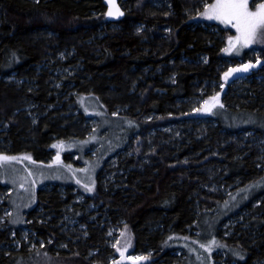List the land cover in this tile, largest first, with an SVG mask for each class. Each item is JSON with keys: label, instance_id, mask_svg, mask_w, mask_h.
<instances>
[{"label": "trees", "instance_id": "16d2710c", "mask_svg": "<svg viewBox=\"0 0 264 264\" xmlns=\"http://www.w3.org/2000/svg\"><path fill=\"white\" fill-rule=\"evenodd\" d=\"M199 1L167 0L158 9L149 4L150 0H120L125 14L110 22L101 0H0V76L15 72L22 80L16 85L0 79V121L8 127L0 133L8 144L6 148L0 147V153L36 156L41 152L39 158L46 159L54 140L77 135L73 127L63 126L58 115L51 117L58 111L41 116L45 107L55 104L49 73L42 68L37 70L39 73L36 71L50 49L54 55L63 51L71 54L67 64L76 68L73 75H65L62 81L72 85L77 95L91 94L108 116L115 103L128 105L114 118L132 123L125 127L126 137L120 133L126 140L117 151L124 150L130 138L136 136L129 154L119 157L111 169L121 172L114 176L115 181L103 185L104 164L94 191L85 195L83 203L75 202L73 186H64V193L58 190L60 185H53L49 191L39 189L34 207L24 215V227L42 243L28 250L23 245L17 250H5L10 230L0 226V264H108L109 250L104 247V230L100 228L107 220L131 229L135 251L151 250L154 261L167 263L174 258L171 252L178 250L174 239L191 237L189 230H198L202 216L219 204L221 198L211 187L213 180L223 178L226 186L240 180L234 190L260 178L255 177L258 152L252 147L242 148L237 140L233 142L235 130L224 128L219 121L200 137L185 135L178 147L152 138L151 149L144 151V126L150 130L190 118L178 112L177 100L190 98L203 80L217 79L222 72L221 63L226 57L224 38L196 26L204 21ZM138 23L143 24L140 32L135 29ZM144 38L149 39L148 44ZM249 50L242 52L243 59L253 58ZM200 56H206L207 61H199ZM150 65H161L164 75L172 73L173 83L161 84L157 79L138 81L142 68ZM135 82L137 90L131 91ZM251 85L245 90L257 92ZM156 88L163 92L157 93ZM25 102H32L36 106L33 111L40 116L33 125L23 116L21 108ZM225 102L229 104V97ZM234 104L228 109L251 113L256 118L254 131L264 134V110L239 99ZM154 113L156 117L144 122V116ZM178 125L181 130L191 126ZM263 192L261 186L254 198ZM257 203L245 217L247 228L234 226L235 232L229 238H223L220 229H216L218 246L222 241L228 248V260L234 259L235 249L241 256L238 264L264 260V197ZM90 204L97 206L98 213L106 218L104 221H100V216L94 222L87 221V216L93 215L85 213V206ZM67 212L86 225L88 235L83 242L66 241L60 232L58 217ZM14 235L19 237L17 229ZM63 242L65 249H55ZM89 251L93 253L88 257ZM216 259L214 256L215 262Z\"/></svg>", "mask_w": 264, "mask_h": 264}, {"label": "rangeland", "instance_id": "374dc122", "mask_svg": "<svg viewBox=\"0 0 264 264\" xmlns=\"http://www.w3.org/2000/svg\"><path fill=\"white\" fill-rule=\"evenodd\" d=\"M259 2L260 0H256V3ZM166 3L167 0H150L149 4L159 9L164 7L163 5H166ZM199 3L203 13L205 11L204 4L208 2L207 0H200ZM254 7L255 4L250 0V8L254 9ZM202 16L204 21L199 24L196 23V26H200L208 32L218 33L224 38V49H226L229 46L228 38L230 36L235 37L236 30L231 25L224 24L219 20L211 19L205 15ZM135 29L140 32L143 29V24H136ZM164 30L168 31V28ZM258 35L251 44L237 45L232 51H224L223 49L226 57L221 63L222 72H220L218 78L203 80L190 98L177 100L176 109L178 108V112L184 116L188 115L190 118L170 122L150 130H146V126H144L143 134L144 151L151 149L152 138L155 137L161 143H172V146L178 147L184 142L185 135L191 133L200 137L208 132L210 126L216 125V121H219L224 128L235 130L232 133L233 142L237 140L241 143L242 148L252 147L258 152V156L254 160L257 170L255 177L260 176V178L234 190L232 189L238 185L240 180H236L231 186H226L224 180H222L223 178H220L219 181L213 180L211 187L221 198L219 204L202 216L198 230H189L191 237L174 239L173 245L178 247V250L171 252V257L174 258L167 263L163 260L154 261L153 251L151 250L146 252L135 251L134 235L131 229L123 223L113 224L111 220H107L105 225L100 226V228L104 230V247L109 250L106 256L108 264H113L114 261L116 264L239 263L238 260L240 261L241 258L239 250L232 251L234 259L228 260L226 243L220 241L222 244L218 246V238L215 232L218 228L223 238H229L235 232L234 226L240 224L247 228L245 217L249 216L252 207L258 204V199L264 197L263 192L254 198L261 186H264V134L254 131L256 118H253L251 113L244 110L232 112L228 109L229 105H235L234 103L239 99L243 103L251 102L259 109L264 110V36L260 37L261 35ZM144 42L148 44L149 39L144 38ZM257 43H261V46L255 48L254 45H257ZM247 49H250V55L253 57L249 60L241 57L242 52ZM50 50L47 52L42 64L36 67V71L41 68L46 69L51 76L48 77V83L51 85L53 82L51 86L55 89V92H53L55 104L45 107V112L41 116H45L51 111H58V113H52L51 117L58 115L60 119H63V126L73 127L77 135L73 134V137L70 138L54 140L51 143L52 150H50L46 159L39 158L43 155L41 152L36 153L37 157L35 155L4 156L0 153L4 157L14 158L0 159V184L3 186L0 188V226L10 230L9 244L4 246L3 249L5 250H17L22 245L28 250L36 248V243H42L34 232H30L28 228L24 227V215L34 207L39 189L49 191L53 185H60L58 190L64 193V186H73L75 190L73 189L71 194L75 197V202L83 203L85 195H89L94 191L97 175L104 164L105 167L102 169L103 185L107 186L109 181H115L114 176L121 172L111 169L114 168L119 157L123 158L129 154L131 150L128 149L136 139V136H133L124 150L117 151L126 140L122 138L120 133L122 132L123 136L126 137L125 132L127 130L125 127L132 125V123L129 120H120L119 122L115 119L128 108V105L115 103L111 114L108 116L101 102L92 98L91 94L87 96L77 95V91L71 89L72 85L62 81V77L65 75L74 74L76 67L67 64L71 54L63 51L54 55ZM54 57L56 58L54 59ZM198 60L204 63L207 61L206 56H200ZM54 64L56 65L53 66ZM169 64H172V60ZM161 65L166 66V64ZM161 65H150L142 68L138 75V81L147 83L150 80L157 79L161 84L173 83L175 76L172 73L164 75ZM242 65L250 66L245 70L240 67ZM229 69H237V71L232 72L225 79L224 74ZM16 75L15 72H10L8 75H1L0 79L16 85L21 84L22 80ZM29 83L32 82L29 81ZM137 83H134L131 91L137 90L135 88ZM250 85L254 86L257 92L253 93L249 89L245 90ZM61 86H64V88L60 89ZM154 90L157 93L163 92L160 88ZM227 97L230 99L228 105L225 102ZM239 105L236 104L235 107H239ZM35 107L32 102H25L21 108L24 112V118L30 120L32 125L40 117L37 116V112L33 111ZM152 117H156L155 113L149 117L144 116L142 119L147 122ZM179 123H189L191 126L187 127L186 130H183L182 127L181 130ZM121 125L123 126L121 127ZM7 129V125L0 121V133L5 132ZM0 145L1 148H6V145H8L1 136ZM114 152L115 154L109 157ZM144 161H147L146 156H144ZM76 189H79V192ZM85 209V213H93L92 216H87L88 222H94L97 216L101 217L100 221L106 219L98 213L97 206L93 204L85 206ZM40 215L45 214L40 212ZM57 226L65 236L66 241L83 242L88 235L86 232L87 227L81 222V219L72 216L68 212L59 215ZM15 229L19 233L17 238L14 235ZM235 238H238V235ZM64 246L65 242L55 246V249H65ZM122 252L125 257H139L140 259L135 261L123 259ZM92 253V251H89L88 257ZM214 256L217 258L216 262ZM253 264H264V260Z\"/></svg>", "mask_w": 264, "mask_h": 264}, {"label": "snow or ice", "instance_id": "6c2138e0", "mask_svg": "<svg viewBox=\"0 0 264 264\" xmlns=\"http://www.w3.org/2000/svg\"><path fill=\"white\" fill-rule=\"evenodd\" d=\"M112 3V0H109ZM255 4L254 9L250 8V0H213L212 3H205L203 13L201 15L208 16L211 19L219 20L224 24L231 25L236 30V36H230L229 46L224 51H232L237 45H248L253 42V39L258 33L264 32V0H260L256 3V0H252ZM117 9V14H118ZM109 15L114 13L109 11ZM250 65H242L245 70ZM237 69H229L224 74L225 79ZM223 87V85H221ZM0 159H14L13 157H4L0 155ZM203 246V245H202ZM119 251V249H117ZM123 259L138 260L139 257H125L123 252L121 253ZM113 264H116L114 261Z\"/></svg>", "mask_w": 264, "mask_h": 264}, {"label": "water", "instance_id": "95a60500", "mask_svg": "<svg viewBox=\"0 0 264 264\" xmlns=\"http://www.w3.org/2000/svg\"><path fill=\"white\" fill-rule=\"evenodd\" d=\"M102 3L104 4V6L106 7V19L110 22H116L118 20H120L123 16H124V10L122 9L121 5H120V0H112V3H109V0H101ZM111 11L114 13L113 15H109V11ZM117 9L118 14H117Z\"/></svg>", "mask_w": 264, "mask_h": 264}, {"label": "bare ground", "instance_id": "6f19581e", "mask_svg": "<svg viewBox=\"0 0 264 264\" xmlns=\"http://www.w3.org/2000/svg\"><path fill=\"white\" fill-rule=\"evenodd\" d=\"M228 35V34H227ZM220 91V90H219ZM213 122V121H212ZM239 219V218H238Z\"/></svg>", "mask_w": 264, "mask_h": 264}]
</instances>
